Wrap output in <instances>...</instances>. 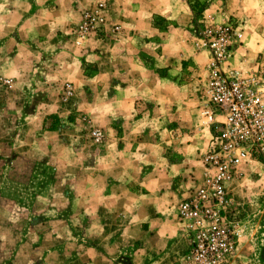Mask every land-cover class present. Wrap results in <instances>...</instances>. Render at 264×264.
I'll return each instance as SVG.
<instances>
[{
	"label": "clouds",
	"instance_id": "9594fccd",
	"mask_svg": "<svg viewBox=\"0 0 264 264\" xmlns=\"http://www.w3.org/2000/svg\"><path fill=\"white\" fill-rule=\"evenodd\" d=\"M264 264V0H0V264Z\"/></svg>",
	"mask_w": 264,
	"mask_h": 264
},
{
	"label": "rangeland",
	"instance_id": "374dc122",
	"mask_svg": "<svg viewBox=\"0 0 264 264\" xmlns=\"http://www.w3.org/2000/svg\"><path fill=\"white\" fill-rule=\"evenodd\" d=\"M125 264H131V262L130 261H125Z\"/></svg>",
	"mask_w": 264,
	"mask_h": 264
}]
</instances>
